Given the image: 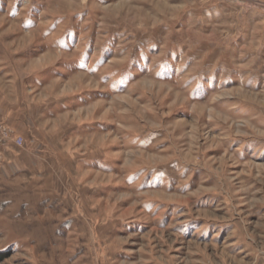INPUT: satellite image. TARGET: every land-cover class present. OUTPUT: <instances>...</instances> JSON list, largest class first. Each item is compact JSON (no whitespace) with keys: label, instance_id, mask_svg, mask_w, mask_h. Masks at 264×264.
I'll return each instance as SVG.
<instances>
[{"label":"rangeland","instance_id":"rangeland-1","mask_svg":"<svg viewBox=\"0 0 264 264\" xmlns=\"http://www.w3.org/2000/svg\"><path fill=\"white\" fill-rule=\"evenodd\" d=\"M4 130L0 264H264V0H0Z\"/></svg>","mask_w":264,"mask_h":264},{"label":"built area","instance_id":"built-area-1","mask_svg":"<svg viewBox=\"0 0 264 264\" xmlns=\"http://www.w3.org/2000/svg\"><path fill=\"white\" fill-rule=\"evenodd\" d=\"M21 138L14 139L13 143L15 145H20L22 143ZM7 141V131L4 130V134H0V143Z\"/></svg>","mask_w":264,"mask_h":264},{"label":"trees","instance_id":"trees-1","mask_svg":"<svg viewBox=\"0 0 264 264\" xmlns=\"http://www.w3.org/2000/svg\"><path fill=\"white\" fill-rule=\"evenodd\" d=\"M2 258H4V256L0 255V260H2Z\"/></svg>","mask_w":264,"mask_h":264}]
</instances>
